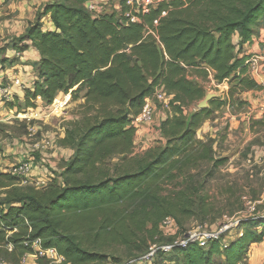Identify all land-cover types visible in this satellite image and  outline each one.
Instances as JSON below:
<instances>
[{
  "label": "trees",
  "instance_id": "trees-1",
  "mask_svg": "<svg viewBox=\"0 0 264 264\" xmlns=\"http://www.w3.org/2000/svg\"><path fill=\"white\" fill-rule=\"evenodd\" d=\"M119 1L121 10L97 15L86 8L89 0H48L40 17L49 15L53 28L45 29L39 19L20 38L27 42L22 51L32 47L40 54L25 106L37 98L51 105L77 88L72 99L85 91L87 111L62 140L73 154L59 176L37 188L0 173V262L23 264L35 253L31 243L40 241L43 249L57 250L61 264H124L90 248L121 247L129 261L149 250L166 218L183 227L196 210L208 214L206 198L198 207L196 197L212 170L201 181L190 171L203 162L217 169L226 159L216 158L211 140L197 137L210 112L189 111L206 96L189 74L261 89L247 75L244 47L258 23L264 25V0H164L138 14L137 22ZM158 90L171 98L160 144L133 155L132 121ZM114 158L119 162L110 166ZM180 179V190L164 196V187ZM239 221L226 249L223 235L205 248L190 244L160 252L152 264H244L249 246L264 241V219Z\"/></svg>",
  "mask_w": 264,
  "mask_h": 264
},
{
  "label": "rangeland",
  "instance_id": "rangeland-1",
  "mask_svg": "<svg viewBox=\"0 0 264 264\" xmlns=\"http://www.w3.org/2000/svg\"><path fill=\"white\" fill-rule=\"evenodd\" d=\"M25 1L21 0L15 4L17 13L16 11L13 13L5 9V17L3 16V18L6 19L8 17L18 21L21 16L22 19L28 22V26L35 24L39 19L41 20L40 15L45 2L40 0L39 3L30 5L32 16L29 17V14H24L23 10L21 12L18 9L19 3L22 2L23 4ZM26 2L28 3L29 1L27 0ZM119 3V0H110L106 4V8H109L108 12L117 10L114 5H117L118 10H121ZM9 4L6 3L5 5ZM22 4H20V7ZM41 23L43 26L46 25V22L43 23L42 20ZM262 29H264V25L258 23L255 27L253 40L259 37ZM25 33L17 37H9L6 45L2 43L3 45L0 46V51L3 50V52H0V58L4 55L8 58L6 64H9V62L13 64L20 63L21 57H23L22 52L25 51L21 50L25 45L24 41H20V38ZM258 50L261 53L253 54L259 59L258 74H252L248 68L247 75L252 79H256L261 86L260 77L264 76V69L261 70L262 62L264 63V48L259 45ZM11 51L16 53L12 54ZM249 55L250 57L252 56L250 53ZM5 68L2 66L0 70ZM35 73L37 74L36 71ZM189 77L197 81L206 94L216 95V98L210 101L208 105L207 110L210 113L204 116V122L198 129L197 137L200 135L198 139L203 142L211 140L216 158L226 159V162L217 169H212L213 164L203 162L199 168L190 171V174L195 176L197 181H201L212 170V175L207 180L205 189L200 191V194L196 197L198 207L202 205L201 200L206 198L208 214L204 216L200 210L195 209V217L184 221L183 227L178 225L176 236L199 228L206 231L217 230L222 225L231 226L239 219L264 211V115L260 118L258 109L252 113L254 104L252 101L259 99V92L262 90V86L259 90L249 91L242 89L235 83L218 85L210 74L204 76L191 72ZM6 80L8 79L0 83L5 86L9 84V81L15 83L17 79ZM76 89L67 95L60 94L51 105L37 98L29 101L31 107L27 108L25 106L27 100H23L21 111H24L22 116L16 112L15 115L8 114L9 109H12L11 104L14 103V100L9 103L2 100L6 108V114L1 118L3 122L0 123V160L7 162L4 163L6 165L0 167V173H6L11 167L21 162H30L33 164L32 175L26 179L33 186H36V182L44 180L46 184L47 181L61 174L63 167L73 154L72 149L64 146L62 140L65 138L66 132L72 129L71 125L81 121L87 111L85 91L80 92L75 100L72 99V92ZM26 91L27 89L24 90V94ZM67 96L69 97L68 101H66ZM153 101L155 107L154 121L151 125L144 126L147 127L145 129H148V133L136 134L133 155H144L146 151L160 144L158 142L160 124L171 113L162 103L155 99ZM189 111L195 114L201 110L196 104V106L189 107ZM118 162L119 160L114 158L109 161V164L113 166ZM59 182L62 184L61 179ZM182 182L183 180L180 179L172 185L165 186L163 195L167 196L175 190H180ZM44 185L36 187L42 188ZM238 227L239 225L232 227L227 232L228 240H232L236 236ZM175 237H166L161 234L151 243V246L154 244H168L175 240ZM90 251H95L120 261L125 260L127 262L129 259L127 250L121 247H94L90 248ZM23 264L55 263L46 258L43 259V263H39L38 258L34 256L28 257ZM262 264H264V259Z\"/></svg>",
  "mask_w": 264,
  "mask_h": 264
},
{
  "label": "built area",
  "instance_id": "built-area-1",
  "mask_svg": "<svg viewBox=\"0 0 264 264\" xmlns=\"http://www.w3.org/2000/svg\"><path fill=\"white\" fill-rule=\"evenodd\" d=\"M164 0H124L125 5L130 9V11L126 14V17L130 19L131 22L138 21V14H147L151 10V8L158 5L160 2ZM100 0H89L86 4V8L88 11L94 14H101L99 11V5H101ZM155 25H158V21L154 22ZM249 69L252 74H258L259 70V59L255 56L250 57L247 62ZM262 86V105L258 108V112L260 114H264V81H261ZM15 84L20 86L21 83L16 80ZM0 96L3 98L4 102H12L14 100L13 93L11 92L10 88L8 87H1L0 86ZM170 97L166 95L163 90H158L155 96V100L162 103L165 107L168 108ZM153 99H146L145 104L140 112L132 121V125L136 128V131L144 126H149L154 121L155 115V107L153 103ZM32 167L33 164L30 162H21L18 165L11 167L8 171L15 177L24 180L25 182L28 181L26 179L30 175H32ZM26 179V180H25ZM36 186H42L45 184V181H38L35 183ZM264 200V196H263ZM261 202V201H260ZM251 204V203H250ZM254 211V209H252ZM251 218L253 220L263 218L264 219V211L261 213H254L251 216L243 219ZM241 220V219H239ZM237 220L231 226L222 225L216 231H206L203 229H193L184 232L183 234L176 236L178 232V224L176 221L168 217L166 218L163 223L161 224V231L162 235L166 237H175V240L168 244H154L150 246L149 250L127 261L124 264H152L158 253L169 254L176 248L185 249L190 244H199L200 247L205 248L208 246L209 242L220 240L223 235H226L225 240L222 243V248L226 249L229 247V241L227 240V232L230 231L232 227H236L240 225V221ZM31 246L34 250V255L25 256L23 259V263L26 262L28 257H36V258H46L50 260L52 263L61 264L64 261V258L60 256L56 249H43L41 246L40 241H34L31 243ZM0 264H6L4 262H0Z\"/></svg>",
  "mask_w": 264,
  "mask_h": 264
},
{
  "label": "crops",
  "instance_id": "crops-1",
  "mask_svg": "<svg viewBox=\"0 0 264 264\" xmlns=\"http://www.w3.org/2000/svg\"><path fill=\"white\" fill-rule=\"evenodd\" d=\"M18 1L20 2L21 0H0V46H2L3 44L6 45L7 39L9 37H15V36L17 37V36L23 35L25 33V31L27 30L28 22L25 21V19H22L21 16L18 18V21L17 20L15 21L14 19H9L8 17H7L8 19L3 18V16L5 17V12H4V11H6L5 9H8L9 11L15 13V11H16L15 9H17L15 4H17ZM26 1L23 4H22V2L19 3L18 9L21 12L23 10L24 14L25 13L29 14V17H31L32 13H31L30 5L37 4L40 2V0H32V1L28 0L29 1L28 3ZM42 1L47 3L48 0H42ZM100 1L102 3V6L99 7V11L103 14L108 13L109 8H106V6H107L106 4L109 3L110 0H100ZM6 3H10V4L5 5ZM20 4H22L21 7H20ZM109 7H111V6H109ZM114 8H116L118 10L117 5H114ZM16 13H17V11H16ZM27 19H30V18H27ZM42 22L43 23L46 22V25L44 26L45 29H52L53 28L49 15L42 18ZM23 43L26 44L27 42L24 41ZM28 44H29L28 46H30V43H28ZM250 45H251V47H249ZM250 45L248 44L244 47L245 51H247L246 52L247 55H249V53H250L252 56H254L255 54L261 53L258 50V48H259V45L262 48H264V29L261 30L259 37L255 38ZM0 52H3V50H1ZM11 52H12V54L16 53L15 51H11ZM22 56L23 57H21L20 63H17V64H13L12 62H9V64L0 62V67H2V66L6 67L5 69L0 70V82H2L5 79H8L6 81H9L11 79H17L21 83L20 87L16 86L14 82H10V81L8 82L9 84L5 85V86L2 85V83H0L1 87L8 86L14 94L15 99H14L13 105H15V106H14V108L9 109L8 114L15 115V112H16L20 116L23 115L22 112L24 111V110L21 111V108L23 107L22 103H23L24 95H25L24 90L25 89H27V90L31 89L32 90L34 83L37 79V74L35 73L34 66L39 61L40 54L35 49H33L32 47H29L28 50H25L24 52H22ZM2 58L8 59L6 55H4ZM262 64H261L262 65L261 70L264 69V63L262 62ZM260 80L264 81V76L260 77ZM2 100H3V98L0 96V123L3 122V120L1 118L3 116H5V114H6V112H5L6 108L4 107V102ZM15 101H16V103H15ZM252 102L254 103L252 106V113H253L254 110L258 109L263 103L262 90L259 92V99H254V101H252ZM18 108H20V109L18 110ZM258 114H260V113L258 112ZM263 115L264 114H260L259 117L261 118ZM145 128H147V127L139 128L140 130L136 131V134L139 135V133H148L149 132V131H147L148 129H145ZM158 133H159V131H158ZM158 137L160 139V137H161L160 133L158 134ZM198 137H200V135H198ZM20 159H22V158L20 157ZM6 162L7 161L3 162L0 160V167L6 165V164H4ZM3 171H6V170H3ZM240 231H242V230H240ZM263 259H264V241L262 243L251 244L249 246L247 260L244 264H262Z\"/></svg>",
  "mask_w": 264,
  "mask_h": 264
},
{
  "label": "water",
  "instance_id": "water-1",
  "mask_svg": "<svg viewBox=\"0 0 264 264\" xmlns=\"http://www.w3.org/2000/svg\"><path fill=\"white\" fill-rule=\"evenodd\" d=\"M216 98L215 94H206L205 98L198 104L199 110H205L208 108L210 101Z\"/></svg>",
  "mask_w": 264,
  "mask_h": 264
},
{
  "label": "bare ground",
  "instance_id": "bare-ground-1",
  "mask_svg": "<svg viewBox=\"0 0 264 264\" xmlns=\"http://www.w3.org/2000/svg\"><path fill=\"white\" fill-rule=\"evenodd\" d=\"M69 100V97L67 96V100L66 101H68ZM56 102H58V101H56Z\"/></svg>",
  "mask_w": 264,
  "mask_h": 264
}]
</instances>
